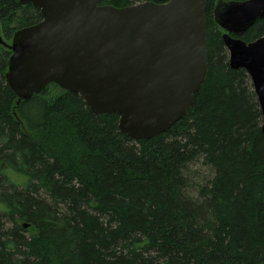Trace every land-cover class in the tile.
I'll return each instance as SVG.
<instances>
[{
  "label": "trees",
  "instance_id": "1",
  "mask_svg": "<svg viewBox=\"0 0 264 264\" xmlns=\"http://www.w3.org/2000/svg\"><path fill=\"white\" fill-rule=\"evenodd\" d=\"M145 1L169 0L101 4ZM217 1L205 9L207 78L188 114L151 138L55 83L19 102L0 45V264H264L263 116L249 74L230 66ZM41 19L0 0L9 43ZM263 35L260 18L239 37ZM197 162L210 177L194 180Z\"/></svg>",
  "mask_w": 264,
  "mask_h": 264
},
{
  "label": "water",
  "instance_id": "2",
  "mask_svg": "<svg viewBox=\"0 0 264 264\" xmlns=\"http://www.w3.org/2000/svg\"><path fill=\"white\" fill-rule=\"evenodd\" d=\"M19 1L42 14L10 43L0 27V45L12 51L6 79L19 102L55 83L79 93L97 114H118L120 130L134 139L166 132L191 110L209 70L207 0L125 7L102 0ZM260 18L264 0H218L214 9L230 66L252 80L264 132V35L251 42L239 37Z\"/></svg>",
  "mask_w": 264,
  "mask_h": 264
},
{
  "label": "rangeland",
  "instance_id": "3",
  "mask_svg": "<svg viewBox=\"0 0 264 264\" xmlns=\"http://www.w3.org/2000/svg\"><path fill=\"white\" fill-rule=\"evenodd\" d=\"M190 170L195 172V175H193V176L195 178L194 180H197V181L202 180V177H206V176L210 177V175H211L210 169L207 166L203 165L201 162L191 164ZM189 194H191L193 196L196 193L190 192ZM34 232L35 231L33 229H30V231L27 234L34 233Z\"/></svg>",
  "mask_w": 264,
  "mask_h": 264
}]
</instances>
